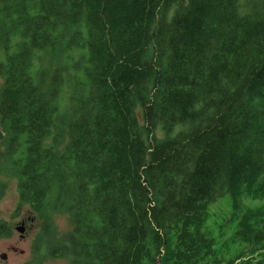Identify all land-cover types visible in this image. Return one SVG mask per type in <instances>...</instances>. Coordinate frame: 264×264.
<instances>
[{
    "label": "trees",
    "instance_id": "16d2710c",
    "mask_svg": "<svg viewBox=\"0 0 264 264\" xmlns=\"http://www.w3.org/2000/svg\"><path fill=\"white\" fill-rule=\"evenodd\" d=\"M0 41L30 264H264V0H0Z\"/></svg>",
    "mask_w": 264,
    "mask_h": 264
},
{
    "label": "rangeland",
    "instance_id": "374dc122",
    "mask_svg": "<svg viewBox=\"0 0 264 264\" xmlns=\"http://www.w3.org/2000/svg\"><path fill=\"white\" fill-rule=\"evenodd\" d=\"M18 35H14L11 41L10 52H13L17 48ZM7 51L4 48V44L0 41V62L6 59ZM56 62L52 55V52L47 49L44 51H38L34 60V78L35 81H43L44 88L47 89L50 85L52 74L55 70ZM4 85V76L0 74V93ZM62 111H65L67 105V98L64 95L59 102ZM141 115V113H140ZM141 122L144 124L141 116ZM181 125L177 126V130ZM156 136L160 139L165 137V130L162 125L159 124L155 130ZM4 135L0 126V136ZM6 141L0 138V183L6 185V193L0 199V223H5L12 229L10 235L0 236V264H30L35 261V254L33 253V242L36 235L41 229L42 219L25 204L22 210H18L19 206V194H18V182L19 176L16 173L15 160L22 157L19 152L17 155L9 157L6 153ZM5 153V154H4ZM55 199L51 197L48 203L47 211L53 217L60 233L66 232L71 227L70 217L68 213L62 211H56L54 208ZM224 206L219 204L214 211L218 213V216L222 213ZM25 222V230L23 236L18 231V226H21ZM6 253L7 258H2V255ZM41 264H72V261L68 257L53 258L44 256L41 259Z\"/></svg>",
    "mask_w": 264,
    "mask_h": 264
},
{
    "label": "water",
    "instance_id": "95a60500",
    "mask_svg": "<svg viewBox=\"0 0 264 264\" xmlns=\"http://www.w3.org/2000/svg\"><path fill=\"white\" fill-rule=\"evenodd\" d=\"M17 229H18L19 232L22 233L21 236H23V233H24V230H25V222H23V224H22L21 226H18ZM2 258L6 259V258H7V254L4 253V254L2 255Z\"/></svg>",
    "mask_w": 264,
    "mask_h": 264
}]
</instances>
